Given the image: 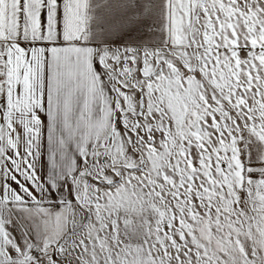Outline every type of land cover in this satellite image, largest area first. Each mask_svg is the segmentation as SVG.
I'll return each mask as SVG.
<instances>
[{
    "label": "snow or ice",
    "instance_id": "1",
    "mask_svg": "<svg viewBox=\"0 0 264 264\" xmlns=\"http://www.w3.org/2000/svg\"><path fill=\"white\" fill-rule=\"evenodd\" d=\"M0 264H264V0H0Z\"/></svg>",
    "mask_w": 264,
    "mask_h": 264
}]
</instances>
